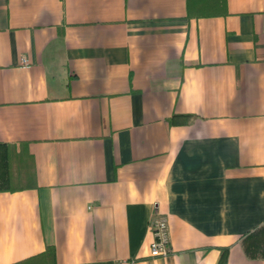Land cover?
Listing matches in <instances>:
<instances>
[{"label": "crops", "instance_id": "obj_1", "mask_svg": "<svg viewBox=\"0 0 264 264\" xmlns=\"http://www.w3.org/2000/svg\"><path fill=\"white\" fill-rule=\"evenodd\" d=\"M223 259L264 264V0H0V264Z\"/></svg>", "mask_w": 264, "mask_h": 264}, {"label": "built area", "instance_id": "obj_2", "mask_svg": "<svg viewBox=\"0 0 264 264\" xmlns=\"http://www.w3.org/2000/svg\"><path fill=\"white\" fill-rule=\"evenodd\" d=\"M154 241L151 245L152 255L166 257L171 253V233L165 218H158L152 223Z\"/></svg>", "mask_w": 264, "mask_h": 264}, {"label": "trees", "instance_id": "obj_3", "mask_svg": "<svg viewBox=\"0 0 264 264\" xmlns=\"http://www.w3.org/2000/svg\"><path fill=\"white\" fill-rule=\"evenodd\" d=\"M53 252H54V249H50V251H49V255H51ZM222 264H226V261H225L224 259H223Z\"/></svg>", "mask_w": 264, "mask_h": 264}]
</instances>
